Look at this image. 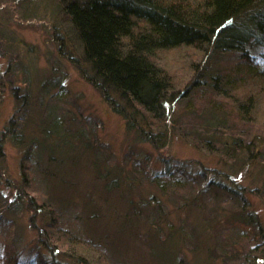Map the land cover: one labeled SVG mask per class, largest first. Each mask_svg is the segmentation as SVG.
I'll list each match as a JSON object with an SVG mask.
<instances>
[{"label": "rangeland", "instance_id": "1", "mask_svg": "<svg viewBox=\"0 0 264 264\" xmlns=\"http://www.w3.org/2000/svg\"><path fill=\"white\" fill-rule=\"evenodd\" d=\"M59 3L0 0V264L16 258L18 264H52L56 255L42 243L48 237L66 255H58L61 261H74V250L64 244L72 238L98 245L101 258L91 264H235L250 254L248 263L260 239L241 220L229 225L242 208L226 194L227 187L243 189L250 204L243 214L264 224V91L243 82L246 51L202 59L178 48L157 56L173 80L170 94L179 96L169 102L171 125L196 114L203 127L199 118L218 105L207 100L205 87L189 94L191 63L205 70L211 60L208 73L234 78L240 99L253 91L252 128L233 122L249 132L241 136L246 152L233 159L217 146L211 153L189 142L185 131H171L168 145L158 149L128 129L85 78L83 46ZM249 54L263 62V49ZM237 102L223 100L232 118ZM217 130L220 142L227 132ZM153 174L164 184L179 181L162 191ZM30 197H37L34 206ZM42 229L47 234L41 236Z\"/></svg>", "mask_w": 264, "mask_h": 264}, {"label": "trees", "instance_id": "2", "mask_svg": "<svg viewBox=\"0 0 264 264\" xmlns=\"http://www.w3.org/2000/svg\"><path fill=\"white\" fill-rule=\"evenodd\" d=\"M59 7L83 46V61L87 63L85 69L82 68L83 75L112 102L114 111L123 116L127 128L137 133L140 140L161 149L168 145L171 131L176 134L185 131L189 142L211 153L218 150L217 146L221 154L233 159L239 150L244 153L248 144H244L241 136L249 132L242 128L244 132L239 131L233 122H241L248 129L252 128V114L257 102L252 92L264 91V69L257 64L263 65L264 57L260 63L253 59L254 55L251 57L249 54V50L255 47L264 50V0H60ZM178 48L194 50L202 59L209 53L210 57H214L245 50L243 58L248 79H243V82L253 91L240 99L242 96L236 94L238 88H235L234 78L220 75L219 72L208 73L211 60L205 62V70L191 63L189 67L195 74L186 87L190 89L189 94L199 87H205L202 91L208 93L207 100L214 98L218 105H212L213 109L205 117L199 118L205 119L203 127H200L196 114L189 121L179 120L171 125L169 102L179 96L173 99L175 94H170L173 80L157 56ZM236 69V73L243 72L239 67ZM183 94L185 92L180 96ZM26 99L28 97L24 103ZM223 100L226 103L238 101L235 105L238 115L234 114L232 118ZM7 128L9 133L11 129ZM218 128L227 132L223 133L220 142L216 137ZM159 174H153V179L159 183L162 191L166 186H176L179 181L174 179L172 183L164 184ZM193 188L200 189L198 184ZM226 189V194L236 201L234 204L238 209L242 208L243 211L249 208L250 204L245 200L248 195L243 189ZM36 199L30 197V205L34 206ZM242 211L231 218L229 225L241 220L255 227L253 238L260 239V245H253L250 249L252 256L248 263L245 261L250 254L241 257V261L235 259L237 255L232 258L236 260L235 264L263 263L264 224L257 215H245ZM60 224L58 227L62 228L63 223ZM44 230L39 233L41 236L47 234ZM244 231L241 234L247 237L249 232ZM48 238L42 243L45 250L56 255L52 264H91V261L101 258L98 245L68 238L64 244H70L69 249L74 250L75 255L69 254L74 261L56 260L58 255L62 258L66 255L52 247ZM61 239L65 240V237ZM18 260H10V264H18Z\"/></svg>", "mask_w": 264, "mask_h": 264}]
</instances>
